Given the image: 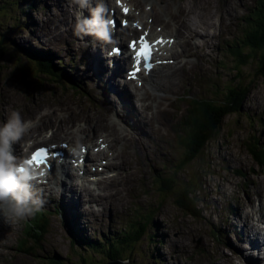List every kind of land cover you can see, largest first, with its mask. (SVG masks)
<instances>
[{
	"label": "rangeland",
	"instance_id": "rangeland-1",
	"mask_svg": "<svg viewBox=\"0 0 264 264\" xmlns=\"http://www.w3.org/2000/svg\"><path fill=\"white\" fill-rule=\"evenodd\" d=\"M19 1L20 4L17 5L16 0H0V98H3V104L6 103L1 109L11 107V111L17 110L18 112L21 109L19 112L21 117L25 115V118L40 116L43 121L51 125L50 129L44 130L37 139H28V144L31 142L30 148L38 146V144L48 145L50 142L57 145V142H54L56 139L50 138V130L54 129V122L60 119V114L56 109L60 100L80 98L81 105L94 108L99 97L103 96L110 100L115 98L114 93L109 90L105 91L102 84H98L99 89L94 87V81L85 69V56L83 49L78 44V38H75L74 43L71 44L51 33L52 30L54 31L51 18H56L54 13L57 11V0ZM188 1L195 3V8L199 13L202 8L209 14L216 12L218 4V0H211L214 6L211 12L205 0ZM189 2H187L188 6L192 7ZM228 3L232 5V2L228 1ZM257 5L254 3L253 6L240 7L242 14L235 22L236 26L228 35V39L218 36L213 41V56L200 58L198 66L194 69L195 72L192 70L188 79L183 81L184 88L179 89L174 96L166 97L168 102L171 100L169 102L171 109L176 114H181L176 130L178 133L182 129V118L187 113L188 104L192 99L213 98L218 91H223L225 86L237 76L244 82L253 81L246 99L239 104L236 112H231L224 117L219 130L206 143L195 161L188 166L181 164L185 137H180L172 147L174 137L170 134V130L167 133L169 147L164 145L169 150L161 152L166 155L165 158L159 157L161 154H158L156 156V158L159 157L158 159L154 157L153 168L145 167L136 175L135 170L133 171L131 180L127 183L128 187L135 184L133 196L129 200L119 197L112 199L108 198V194H106L108 202L102 200L119 215H122L119 221L112 218L109 222L110 218L105 214L106 210L103 209L99 211L100 215L94 216L88 228L83 229L77 227L74 222L75 218L65 217L62 212L59 215L56 209L55 211L50 210V214L47 216L48 226L41 238L39 248L36 247L32 254L26 255L20 250L23 247L27 248L29 241L23 242L24 246H21V249L16 248L18 240L23 237L22 229L26 227L25 218L16 224L15 230L6 233L9 239L7 240L5 237V242L7 240L5 249H0L1 253H7L8 247L12 246L10 248L11 264H104L110 260V254H115L116 258L113 259L121 262L127 260L129 264H193L191 262L204 264L203 261L201 262V258L205 257L204 261L208 262L211 258L218 257V254L211 255L210 253L217 249L225 251L228 247L233 248L234 246H237L239 251L242 249L238 246L247 248L250 253H255L254 257L257 260L264 258V245L261 236L262 217L264 216V186L261 187L264 185V162L257 163L247 150V146H252L254 138L259 151L264 156V78L257 76V61L255 59L243 67L237 66V61L243 58L233 57L227 46V42L233 44L235 41L231 40L233 37L236 40L242 37L244 20L249 13L256 12L254 9ZM148 6L150 5L144 2L143 10L148 11ZM171 8V11L174 12L175 8L172 5ZM173 16L174 14H170L163 17L162 14L164 24L167 26V30H165L167 33H169L168 26ZM205 19L208 21L207 18ZM49 21L50 29L48 28ZM181 21L183 19L179 18V23ZM42 25H44V32L47 33V36L40 33L43 31ZM158 28L160 27L153 25L154 31H157ZM165 31L162 32L164 35ZM219 31L218 25L211 29V32L218 33ZM47 38L49 41L46 40ZM18 45L31 46L35 49H49L55 53V64L64 65L58 63L62 59L68 66L66 69L70 70V75L76 85L68 83L67 87H64L52 80L48 82L44 90L35 91L30 100L25 99L21 92L23 84L19 79L29 77L30 70H26V67L24 72L20 68L26 62V56L21 51H17V54L14 52L15 46ZM109 48L110 45L107 50ZM173 49L174 47L171 50ZM189 59L195 60L194 57ZM155 74L156 71L152 72L147 79L150 81ZM119 82L124 81L119 78ZM131 84L139 88L140 92L146 90L144 84L141 87H138L133 81ZM89 87L92 88V94H87L86 88ZM27 90L31 91V89ZM208 90H210V94ZM44 91H49L50 94L42 95ZM35 100L38 103L53 102L49 107L42 105L41 108H32L31 104ZM117 100L121 103L119 99ZM19 101L22 102L18 103ZM174 102L179 105L173 107ZM132 103H137L135 98ZM158 103L161 104L162 109L166 108L165 104ZM120 105L123 107L122 103ZM26 111L29 114H26ZM10 114L9 111H5L3 114L5 122ZM136 132L138 133L137 130ZM96 135L99 142L102 137ZM61 140L64 139H57V141ZM63 142L68 143L71 147V142ZM128 146L131 150L129 143ZM150 177L153 180L152 183ZM163 177H170L175 182L173 187L183 189L188 193V197L196 200L197 204L195 205L201 209L198 211L201 214L199 218L179 210L174 200L171 199L172 191L168 195L169 190H164L165 193L162 194H166L167 198L155 194L160 190ZM261 196L262 198H260ZM247 199L253 206L252 209H249L252 231L250 230L247 238H241L239 236V221H236L234 217L227 216V213L232 208L240 213L242 211L241 202L247 201ZM95 207L98 209L97 205ZM118 208H123V210L118 211ZM253 212L257 216H254ZM94 214L95 211H91L90 218ZM136 215H138L137 220L142 217L146 219L148 215H151L148 230L138 242L123 243L119 238L129 229L125 225L127 222L137 221L135 220ZM37 219L36 217L33 219L35 223ZM39 220L36 226L41 224V219ZM229 220H231L230 223H228ZM231 225L233 226L231 227ZM260 227L261 231L258 236L257 229ZM257 238L261 240L259 244H255ZM254 249L257 251L255 252ZM22 250L24 251V249ZM50 256L52 258L48 259ZM54 257L61 263L56 262ZM227 257L228 260L232 256L228 255ZM3 258L0 254V264H3Z\"/></svg>",
	"mask_w": 264,
	"mask_h": 264
},
{
	"label": "bare ground",
	"instance_id": "bare-ground-1",
	"mask_svg": "<svg viewBox=\"0 0 264 264\" xmlns=\"http://www.w3.org/2000/svg\"><path fill=\"white\" fill-rule=\"evenodd\" d=\"M205 1L207 2L209 11L212 12L214 8L213 3L211 0ZM228 1L232 2V5L229 4ZM144 2L151 5V10L149 9L148 13L154 17L156 22L162 25L164 31L167 30V26L163 21L164 15L168 16L174 14L168 26L169 33L165 31V35L175 37L176 41L174 43L175 49L171 52V56L169 57L175 60L174 63L159 67L150 81L144 77V89L146 90L143 92H140V89L134 87L131 81H124L122 84H119V78L116 75L121 72L124 65L129 62L126 55L121 57L118 66L109 68L104 55H100L97 51H104L108 47V44L102 43L92 36L80 38L74 35L73 26L75 24V13L78 9L77 6L72 5L71 0H57V11L54 13L56 18H51L52 29L55 31L52 30L51 33H53L54 36L71 44L74 43L75 38L79 39L78 44L83 49L85 56V69L94 81V87L99 89L98 84H102L104 90L111 91L114 93L115 97L110 100L103 96L99 97L96 107L94 108L81 105L80 98L72 100L62 99L59 101L58 107L56 108L60 114V119L54 122V129L51 130L50 138H55L56 140L54 142L68 141L71 142V147L84 144L89 149H91L92 146L98 145L100 142L106 143L107 149H102L96 154L91 153L89 155L90 160H98L99 156H109L108 152L111 151L107 167L112 170V174L103 178L101 181H96L95 186L91 187L78 182L74 174H61L59 173L61 169H59V172H55L52 175L48 173L45 176L47 181H49L50 178L52 180L48 188L51 191L53 199L59 200L68 218H75L74 222L77 224V227L79 226L83 229L88 228L90 225L89 214L91 211H95V205L98 206L99 211L103 209H105L107 213L109 211H115L110 208L106 202L102 201L107 199L105 196L106 194H108V198L113 199V197H119L129 200L135 191V184L131 187H128L127 184L131 180L133 171L135 170L136 175L138 171H141L145 167L153 168L152 164L154 157L156 158L158 154H161L159 157L165 158L166 155H163L161 152L169 150L166 148L169 147V137L167 133L171 130L170 134L173 137L176 136V130L179 126L178 122L181 117V114H176V112L171 109L169 103L171 100L168 102L166 97L169 95L174 96L179 89L184 88L182 85L183 81L188 79V76L192 74V70L195 72L194 69L198 66V60L200 58H209L213 56V41L218 36L222 39H228V35L232 33L236 26L235 22L242 14L240 7L246 8L248 6V0H218L216 12L209 14L203 8L199 13L195 8V3L189 2L188 0L129 1L134 11L132 20H136L144 26L146 25L145 27L150 30L153 29L152 26H148L151 24L146 22L138 13H135L137 7L143 8ZM187 2H189L192 7H189ZM105 3L108 8H111L109 0H105ZM171 5L175 8L174 12L171 11ZM84 15H89L87 10H85ZM108 18L113 21L112 14L109 12ZM179 18L183 19L180 23ZM205 18H207L208 21ZM192 20L194 21L191 22ZM113 22L115 23L116 21ZM217 25L220 31L218 33L211 32V29L215 28ZM48 28H51L50 21ZM41 29H43V31L39 30L40 33L43 36H47V33L44 32V25L41 26ZM120 30L130 31L132 39L135 40L132 34L134 30L131 28H120ZM118 35L119 33L113 34V40L116 41L114 45H117V42H121L119 41L120 37ZM46 40L49 41L48 38ZM190 57H194L195 60H190ZM91 90L92 88L90 87L86 88L87 94H92ZM100 93L99 90V94ZM125 98L126 100L124 101ZM133 98L136 99V104L132 103ZM117 99L120 100L122 106L127 110L125 118L121 117L117 119V115H119L122 109V107H120L121 103H119ZM2 100L3 98H0V104H3ZM52 102L53 101L34 102L32 108H41L42 105L49 107ZM158 102L165 104L166 108L162 109L161 104ZM178 105V103L174 102L173 107ZM27 113L26 111V114ZM3 114L0 117V125L5 122ZM113 114L115 115V120L112 119ZM25 120L31 121L33 127L29 129L20 142L13 145V149L15 148L13 154L18 157L21 150L26 147V141H28L29 136H33L34 139H37L44 130L50 129L51 126L48 122L43 121L40 116L36 118L31 116L25 118ZM119 121L129 128L137 130L138 133L130 134L124 132L119 127ZM96 134L102 137L100 142H98ZM60 138L64 140L57 141V139ZM39 145L43 144H38V146ZM30 149L34 153V150L32 148ZM40 185L42 186V194L46 195L47 189L43 187L44 185L41 181ZM262 186L264 185H261V187ZM260 198H262V196ZM106 201L108 202V200ZM241 204L242 211L240 213L234 211L232 208V210L227 213V216L234 217L236 221H239V236L241 238H247L250 230L252 231L249 209H252L253 206L249 199L241 202ZM51 206L55 209L53 204H51ZM90 208L92 210H89ZM123 208H118L117 210L121 211ZM253 214L257 216L255 212H253ZM230 222L231 220L228 221V223ZM232 226L233 225H231V227ZM260 231L261 227L257 229L258 236ZM238 247H240L242 251H239L237 246L233 248L228 247L225 251L217 249L210 254H218V257H213L208 262L204 261L205 257L200 260L201 262L203 261L204 264H264V258L257 260L254 257L255 253H250L247 248L243 246ZM10 248L11 246L8 247L9 251L7 253H1L0 250V254L4 257L2 259L3 264H11ZM254 250L255 252L257 251V249ZM228 255L232 257L227 260L226 258H228ZM58 261L61 263L60 260ZM191 263L194 264V262Z\"/></svg>",
	"mask_w": 264,
	"mask_h": 264
},
{
	"label": "trees",
	"instance_id": "trees-1",
	"mask_svg": "<svg viewBox=\"0 0 264 264\" xmlns=\"http://www.w3.org/2000/svg\"><path fill=\"white\" fill-rule=\"evenodd\" d=\"M15 3L18 5L20 1L16 0ZM257 4L254 9L256 11L254 15L247 18L248 21L246 27H244L242 31L240 41H237L235 44L227 42V46L228 51L233 57L238 59L241 57L243 58L237 61V66L243 67L249 61L255 59L257 61V76L264 78V0H258ZM15 47L16 50L14 49V52L16 54L17 51H21L26 56V62L20 67L21 70L23 69L24 72L30 70L29 77H21L19 79L20 83L24 85H21V92L25 99L30 100L35 91L44 90L48 82L52 80L61 85L66 84L65 82L76 85L73 77L66 69V65H56L54 61L55 55L49 50L34 49L31 46L18 45ZM58 63L64 64V61L61 59ZM26 67L27 69L25 70ZM252 84L253 81L251 82L249 80L248 82H244L237 76L230 84L225 86L223 91H218L213 98H196L190 101L189 114L184 123L186 134L184 136L185 143L183 144L184 154L181 159L183 160L181 162L182 165L186 164L188 166L191 162L193 163L195 161L197 155L201 152L206 143L213 138L219 130L224 117L238 110L239 104L246 99ZM27 89H31V91ZM208 91L210 94V90ZM252 142V146H247V150L257 163L264 162L263 153L259 151L260 149L256 144V139L253 138ZM150 180L152 183L153 180L151 177ZM173 184H175V182L171 180L170 177H163L161 179L160 190L155 194L167 198L165 196L166 194H162L165 193L164 190H169L168 195L172 191L171 199L174 200L177 208L186 214H191L199 218L201 214H199L198 211L201 209L198 208V205H195L197 204L196 200L188 197V193L183 189L181 190L176 186L173 187ZM39 217H41L40 225L34 226L31 224V226L27 228L29 233L27 242L29 241V246L24 251L26 255L32 254L36 247L39 248L41 238L46 232L48 219L42 214ZM137 217L138 215H136L135 220H137ZM150 219L151 215H148L146 219L142 217L138 218V220L133 223H128L126 227L129 229L124 232L125 234H123L119 240L123 243L138 242L146 234ZM39 221L40 220L37 219L34 224L37 225ZM109 257L110 259L116 258L115 254H110ZM51 258L52 256L48 257V259ZM55 261L59 263L57 259H55Z\"/></svg>",
	"mask_w": 264,
	"mask_h": 264
},
{
	"label": "clouds",
	"instance_id": "clouds-1",
	"mask_svg": "<svg viewBox=\"0 0 264 264\" xmlns=\"http://www.w3.org/2000/svg\"><path fill=\"white\" fill-rule=\"evenodd\" d=\"M71 3L78 9L73 26L75 36H92L110 45L116 43L105 0H71ZM85 10L89 15H84ZM112 119L115 120L114 114ZM32 127V122L22 119L18 111H13L6 122L0 125V222L6 226L35 216L45 203L34 186L36 173L27 163L29 158L13 154V145L20 142ZM79 147L77 145L72 150L76 151ZM122 264L129 262L123 260Z\"/></svg>",
	"mask_w": 264,
	"mask_h": 264
},
{
	"label": "snow or ice",
	"instance_id": "snow-or-ice-1",
	"mask_svg": "<svg viewBox=\"0 0 264 264\" xmlns=\"http://www.w3.org/2000/svg\"><path fill=\"white\" fill-rule=\"evenodd\" d=\"M127 11V9H125ZM130 48L135 50V63L137 66L141 63V58L143 60L147 61L151 58V46L148 45L145 41L142 40L139 48L137 47V43L134 41L131 43ZM116 52H119V49L114 50ZM137 67V71H138ZM47 159V150L44 148H39L37 151H35L31 158L27 161L29 166L35 164L38 166L39 164L43 163ZM23 171V169H21Z\"/></svg>",
	"mask_w": 264,
	"mask_h": 264
},
{
	"label": "water",
	"instance_id": "water-1",
	"mask_svg": "<svg viewBox=\"0 0 264 264\" xmlns=\"http://www.w3.org/2000/svg\"><path fill=\"white\" fill-rule=\"evenodd\" d=\"M104 264H122V262L119 260H109L108 262H106Z\"/></svg>",
	"mask_w": 264,
	"mask_h": 264
}]
</instances>
